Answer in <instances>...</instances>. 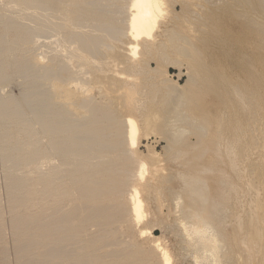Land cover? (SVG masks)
I'll return each mask as SVG.
<instances>
[{"label": "bare ground", "instance_id": "6f19581e", "mask_svg": "<svg viewBox=\"0 0 264 264\" xmlns=\"http://www.w3.org/2000/svg\"><path fill=\"white\" fill-rule=\"evenodd\" d=\"M173 1L0 0V167L6 200L5 206L0 200V264H7L6 230L14 264H160L157 255L162 264H172L159 244L145 248L133 234L143 205L138 190L128 188L145 167L140 163L133 171L132 149L141 129L136 121L149 130L159 114L153 102L139 103L128 82L143 65L135 62L137 49L141 61L154 54L165 6ZM228 2L216 14L231 17L235 11L251 18L244 28L261 44L258 52L246 50L261 56L257 69L264 87V0ZM12 84L16 95L4 91ZM250 108L247 122L256 119V106ZM192 225L183 226L186 237L198 236L211 253L217 241L210 226ZM261 232L264 238V226ZM261 252L264 264V244Z\"/></svg>", "mask_w": 264, "mask_h": 264}, {"label": "rangeland", "instance_id": "374dc122", "mask_svg": "<svg viewBox=\"0 0 264 264\" xmlns=\"http://www.w3.org/2000/svg\"><path fill=\"white\" fill-rule=\"evenodd\" d=\"M229 1L168 2L155 36L153 56L141 61L138 48L135 62L143 65L129 76V92L139 103L153 102L159 114L149 130L136 121L142 132H138L140 142L132 149L138 164L133 171L140 163L145 167L143 176L133 177L128 188L138 190L143 205L140 222L131 223L133 234L145 248L154 250L159 244L169 253L172 264H259L263 258L264 87L261 69H257L261 56L247 52L248 47L258 52L261 43L244 28L251 20L248 15L239 17L235 11L229 13L231 17L216 14L230 5L227 2L234 4L236 0ZM248 69L256 71L251 74ZM17 90L13 84L4 88L5 93L14 95ZM142 97L145 102L140 101ZM252 106H256L252 114L257 120L247 122V107ZM197 134L202 135L199 142ZM0 200L5 206L1 167ZM5 220L8 222L6 215ZM202 224L210 226L218 242L211 253L204 252L207 243L196 235L188 239L183 231L184 225ZM4 245L7 264H14L8 230ZM156 258L162 264L158 255Z\"/></svg>", "mask_w": 264, "mask_h": 264}]
</instances>
